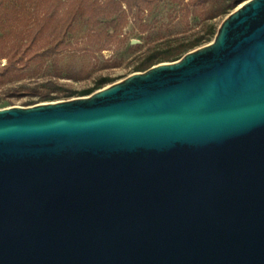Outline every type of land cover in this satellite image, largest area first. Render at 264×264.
Segmentation results:
<instances>
[{"label":"water","instance_id":"95a60500","mask_svg":"<svg viewBox=\"0 0 264 264\" xmlns=\"http://www.w3.org/2000/svg\"><path fill=\"white\" fill-rule=\"evenodd\" d=\"M0 264H264V0L177 61L0 108Z\"/></svg>","mask_w":264,"mask_h":264},{"label":"trees","instance_id":"16d2710c","mask_svg":"<svg viewBox=\"0 0 264 264\" xmlns=\"http://www.w3.org/2000/svg\"><path fill=\"white\" fill-rule=\"evenodd\" d=\"M172 1L178 10L184 11L188 21L193 17L198 20V25L176 39L149 48L133 65L132 73L146 71L162 62L177 61L186 53L210 43L220 27L217 20L226 18L247 0ZM29 3L38 5L37 0H0V27L4 31L0 37V61L6 60L4 67L0 68V85L22 78V69L34 62L51 60L54 67L59 68L58 58L74 47V35L80 22L88 24V35L83 37L87 43L82 49L85 53H102L117 42L126 44L129 39L123 33L124 28L132 20L140 32H148L152 27L145 19L146 14L160 0H54L35 27L24 29L28 24L25 15L29 13ZM64 72L70 79L82 80L87 70L71 65L62 74ZM120 79L112 75H99L93 86L81 90L32 89V95L40 101L30 100L28 105L52 102L63 97L89 96Z\"/></svg>","mask_w":264,"mask_h":264},{"label":"rangeland","instance_id":"374dc122","mask_svg":"<svg viewBox=\"0 0 264 264\" xmlns=\"http://www.w3.org/2000/svg\"><path fill=\"white\" fill-rule=\"evenodd\" d=\"M53 1L37 0L38 5L29 3L27 5L29 13L25 15L28 24L24 29L35 27L38 19L50 9ZM145 19L152 27L148 32H140L137 24L131 20L123 30L129 41L126 44L117 42L110 50L102 53H85L82 50L87 46L83 37L88 35V24L80 22L74 35V47L58 58L59 68H55L51 60L34 62L28 68H23L20 72L22 78L0 85V108L32 106L28 105V101H40L37 96L32 95V89L38 91H53L56 88L81 90L93 86L95 78L99 75H112L122 80L132 74L133 65L149 48L167 40L176 39L177 36L198 25V20L193 17L188 21L184 11L178 10L172 0H160V3L146 14ZM224 19H218V24L221 25ZM3 33L0 27V37ZM136 44L139 45L136 46ZM5 64L6 60H1L0 68H3ZM71 65L75 68H85L87 70L85 78L74 80L68 78L66 72L62 74ZM65 100L69 99L63 97L55 101Z\"/></svg>","mask_w":264,"mask_h":264}]
</instances>
